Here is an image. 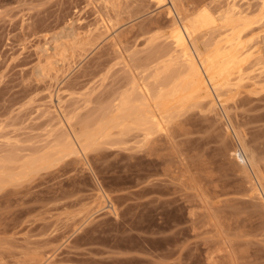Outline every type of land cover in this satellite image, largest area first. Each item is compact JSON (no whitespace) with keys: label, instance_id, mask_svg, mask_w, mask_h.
I'll return each instance as SVG.
<instances>
[{"label":"rangeland","instance_id":"rangeland-1","mask_svg":"<svg viewBox=\"0 0 264 264\" xmlns=\"http://www.w3.org/2000/svg\"><path fill=\"white\" fill-rule=\"evenodd\" d=\"M263 1L0 0V164L16 157L8 166L19 173L0 186V264H264L258 52L243 54L220 98L187 107L145 147L133 131L120 147L96 144L29 174L21 166L83 120H102L134 76L152 82L146 58L171 45L172 18L209 9L219 31L202 30L198 44L225 46L222 16L236 2L257 50Z\"/></svg>","mask_w":264,"mask_h":264},{"label":"bare ground","instance_id":"bare-ground-1","mask_svg":"<svg viewBox=\"0 0 264 264\" xmlns=\"http://www.w3.org/2000/svg\"><path fill=\"white\" fill-rule=\"evenodd\" d=\"M155 1L160 5L166 3V0ZM198 10L193 17L182 16L180 24L178 20L172 18V29L170 28L172 37L169 36L172 38L169 42L171 45L155 50L146 58L148 63L143 71H150L153 77L152 82L145 81L146 74L142 75V82H139V79L134 76L128 87H125L126 89L118 97L116 96V101L105 106L104 110L109 108L108 111L105 110L106 113L102 112L105 116L98 115L100 118L103 117L102 120L95 122L83 120L80 132L74 130L73 136H71L72 134L63 136L60 134L61 137L54 139V145L50 143L51 147L56 148L51 151L47 150V153L41 154V156L21 161L24 172L29 174L36 169H49L62 157L72 154L78 156L77 154L81 150L85 152L96 144L120 147L121 144H125V137L133 131L139 132L140 137L143 136L141 141L139 140L141 142L139 147H145L155 133L167 129L169 121L175 115H180L187 107L198 105L204 99H209L214 103L215 97L220 98L225 89H230L233 85L232 75L236 69L240 70L242 61L247 59L244 57L245 55L243 56L245 52H248L249 57L258 52L255 63L264 62V35L257 37L262 44L257 50H252L254 45L247 47V42L255 40V38L244 39L245 32L251 29L253 21L243 16V11L239 9L236 2H233L222 16L227 26L232 25L231 28H228L231 32L225 38V46H219V42L223 39L216 40V36L206 42H210L209 44H204L205 49L199 46V33L202 30L213 29V33H216L219 29L216 28L214 12L209 9L200 8ZM168 12L172 14L170 8H168ZM262 14L264 15V1ZM217 34L219 36L221 33ZM211 40L214 41L211 42ZM213 93L216 94L214 98ZM82 123L80 122L79 126ZM57 154H59L58 157ZM234 156L241 159L243 163L247 161L251 164L255 163L252 157L245 156L240 151L235 152ZM14 158L16 157H9V159L1 161L0 186L10 177H19V173L13 176L14 174L9 171V163L16 164L18 162ZM244 166L246 167L245 164ZM255 170L254 172H256ZM15 179L17 180V178Z\"/></svg>","mask_w":264,"mask_h":264}]
</instances>
